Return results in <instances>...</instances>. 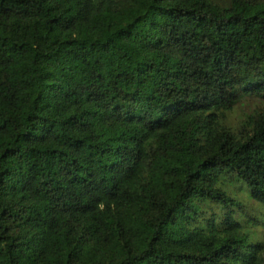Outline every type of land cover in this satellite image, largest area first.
<instances>
[{"label": "trees", "instance_id": "obj_1", "mask_svg": "<svg viewBox=\"0 0 264 264\" xmlns=\"http://www.w3.org/2000/svg\"><path fill=\"white\" fill-rule=\"evenodd\" d=\"M0 264H264V0H0Z\"/></svg>", "mask_w": 264, "mask_h": 264}]
</instances>
